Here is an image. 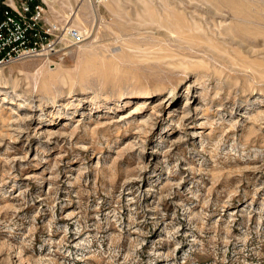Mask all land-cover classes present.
<instances>
[{"label": "rangeland", "instance_id": "rangeland-1", "mask_svg": "<svg viewBox=\"0 0 264 264\" xmlns=\"http://www.w3.org/2000/svg\"><path fill=\"white\" fill-rule=\"evenodd\" d=\"M47 2L84 38L0 65V264H264V0Z\"/></svg>", "mask_w": 264, "mask_h": 264}, {"label": "built area", "instance_id": "built-area-1", "mask_svg": "<svg viewBox=\"0 0 264 264\" xmlns=\"http://www.w3.org/2000/svg\"><path fill=\"white\" fill-rule=\"evenodd\" d=\"M3 2L5 7L0 13V65L64 53L67 46L84 38L65 20L49 12L47 0Z\"/></svg>", "mask_w": 264, "mask_h": 264}, {"label": "trees", "instance_id": "trees-1", "mask_svg": "<svg viewBox=\"0 0 264 264\" xmlns=\"http://www.w3.org/2000/svg\"><path fill=\"white\" fill-rule=\"evenodd\" d=\"M4 7H5L4 4L1 5V7H0V8H1V9H0V13H1V14H2V12H3Z\"/></svg>", "mask_w": 264, "mask_h": 264}, {"label": "crops", "instance_id": "crops-1", "mask_svg": "<svg viewBox=\"0 0 264 264\" xmlns=\"http://www.w3.org/2000/svg\"><path fill=\"white\" fill-rule=\"evenodd\" d=\"M3 3H4L3 0H0V7H1V5H3ZM0 9H1V8H0Z\"/></svg>", "mask_w": 264, "mask_h": 264}]
</instances>
